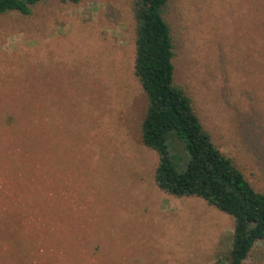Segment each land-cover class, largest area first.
Here are the masks:
<instances>
[{
  "label": "rangeland",
  "instance_id": "1",
  "mask_svg": "<svg viewBox=\"0 0 264 264\" xmlns=\"http://www.w3.org/2000/svg\"><path fill=\"white\" fill-rule=\"evenodd\" d=\"M162 16L174 83L264 193V0H167ZM134 45L132 0L0 15V264H213L228 252L232 217L154 182ZM244 264H264V241Z\"/></svg>",
  "mask_w": 264,
  "mask_h": 264
},
{
  "label": "trees",
  "instance_id": "2",
  "mask_svg": "<svg viewBox=\"0 0 264 264\" xmlns=\"http://www.w3.org/2000/svg\"><path fill=\"white\" fill-rule=\"evenodd\" d=\"M43 1L0 0V15L10 11L29 15L31 7ZM166 2L132 0L134 76L147 101L141 142L157 155L154 182L161 192L200 198L233 218L228 252L213 264H244L251 249L264 241V193L256 191L232 159L213 145L190 98L174 83L173 37L162 16Z\"/></svg>",
  "mask_w": 264,
  "mask_h": 264
}]
</instances>
